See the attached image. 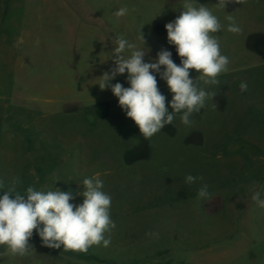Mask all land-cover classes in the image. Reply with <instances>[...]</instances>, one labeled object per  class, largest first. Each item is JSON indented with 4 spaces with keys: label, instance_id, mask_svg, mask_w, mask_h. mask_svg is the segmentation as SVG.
I'll return each instance as SVG.
<instances>
[{
    "label": "rangeland",
    "instance_id": "rangeland-1",
    "mask_svg": "<svg viewBox=\"0 0 264 264\" xmlns=\"http://www.w3.org/2000/svg\"><path fill=\"white\" fill-rule=\"evenodd\" d=\"M196 2L222 24L216 35L229 71L192 127L177 115L145 140L97 83L114 67L119 35L148 49L145 62L164 48L179 65L165 24L183 0H0V180L7 187L18 176L21 191H71L80 204L83 179L99 173L116 225L108 247L87 253L45 247L34 231L30 256L0 246V264H264V208L251 200L256 191L264 199V0L225 10L214 7L218 0ZM125 6L124 17L114 15ZM228 14L240 34L227 31ZM156 78L171 112L172 93ZM117 82L129 87L127 73ZM187 174L204 179L188 185ZM203 183L209 200L197 199ZM215 197L222 202L214 213L205 204Z\"/></svg>",
    "mask_w": 264,
    "mask_h": 264
},
{
    "label": "clouds",
    "instance_id": "clouds-1",
    "mask_svg": "<svg viewBox=\"0 0 264 264\" xmlns=\"http://www.w3.org/2000/svg\"><path fill=\"white\" fill-rule=\"evenodd\" d=\"M245 0H218L216 9L225 10L230 3L243 4ZM183 10L173 20L165 24L167 42L176 47L180 59L177 65L172 53L161 48L154 61L145 62L146 52L136 44L119 35L115 41L111 59L114 67L103 72L98 85L103 91L110 89L118 99V104L138 126L145 140H150L161 132L165 125L173 124L179 115L185 127H192L194 113H200L214 101L215 90L221 85L219 76L229 71L230 60L221 52L216 35L222 29L219 18L207 6L198 4L196 0H183ZM136 11L135 7L132 9ZM127 6L121 7L114 15L124 17L128 13ZM229 22L227 31L240 34L242 29L233 15H226ZM145 45V37L140 29L138 37ZM127 53V55L125 54ZM163 66V70L161 68ZM190 70L199 75L193 79ZM127 73L129 87L111 83L117 75ZM156 74L166 82L172 93L169 112L166 107V96L158 88ZM240 90H248L247 82H241ZM212 109H217L212 103ZM203 176L187 174L185 184L192 185L203 181ZM22 181L18 176L12 178L6 187L0 180V246L5 253L12 256L28 257L34 251L29 243L34 231L39 235L42 245L52 249L63 246L64 251L87 253L92 246L108 247L111 244L110 233L116 227L111 217L112 197L106 193L99 173L83 179V191L78 195L83 202L74 204L71 191L37 190L28 186L26 190H18ZM206 183L197 191V199L209 200L211 194ZM251 200L259 208H264V199L256 191ZM148 236H159V233L148 232Z\"/></svg>",
    "mask_w": 264,
    "mask_h": 264
},
{
    "label": "trees",
    "instance_id": "trees-1",
    "mask_svg": "<svg viewBox=\"0 0 264 264\" xmlns=\"http://www.w3.org/2000/svg\"><path fill=\"white\" fill-rule=\"evenodd\" d=\"M47 168V167H46ZM221 198L220 197H215L212 200L208 201L205 204L206 209L209 211L210 209L212 210V212H218L221 206Z\"/></svg>",
    "mask_w": 264,
    "mask_h": 264
}]
</instances>
